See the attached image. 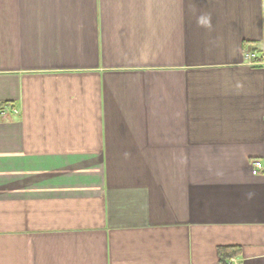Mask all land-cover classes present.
I'll return each instance as SVG.
<instances>
[{"label":"crops","instance_id":"0c3cea01","mask_svg":"<svg viewBox=\"0 0 264 264\" xmlns=\"http://www.w3.org/2000/svg\"><path fill=\"white\" fill-rule=\"evenodd\" d=\"M263 60L264 0H0V264H264Z\"/></svg>","mask_w":264,"mask_h":264},{"label":"built area","instance_id":"2783aa9c","mask_svg":"<svg viewBox=\"0 0 264 264\" xmlns=\"http://www.w3.org/2000/svg\"><path fill=\"white\" fill-rule=\"evenodd\" d=\"M245 57H246L248 62H253L254 54L248 53L245 55ZM262 62H264V60ZM251 167H252L251 173L257 174L264 169V163L260 159H253L251 161ZM232 264H239V263L236 261H233Z\"/></svg>","mask_w":264,"mask_h":264},{"label":"trees","instance_id":"16d2710c","mask_svg":"<svg viewBox=\"0 0 264 264\" xmlns=\"http://www.w3.org/2000/svg\"><path fill=\"white\" fill-rule=\"evenodd\" d=\"M222 248H223V247H222ZM222 248H221V251L223 250Z\"/></svg>","mask_w":264,"mask_h":264}]
</instances>
